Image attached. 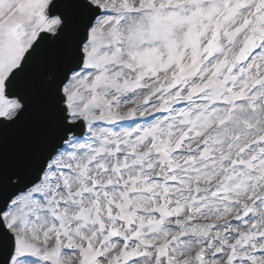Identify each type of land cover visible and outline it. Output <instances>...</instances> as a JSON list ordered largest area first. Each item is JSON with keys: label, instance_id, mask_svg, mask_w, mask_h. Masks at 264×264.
I'll use <instances>...</instances> for the list:
<instances>
[{"label": "rangeland", "instance_id": "374dc122", "mask_svg": "<svg viewBox=\"0 0 264 264\" xmlns=\"http://www.w3.org/2000/svg\"><path fill=\"white\" fill-rule=\"evenodd\" d=\"M50 1L0 0V118H11L20 108L16 101L5 98L6 79L19 66L35 36L43 31L54 32L59 23L58 20L47 23L43 19ZM90 1L117 15L102 18L92 31L85 52L86 67L93 72L76 75L65 91L73 119L82 118L90 123L87 141L73 142L69 147L71 152L54 161L42 184L21 197L7 214V224L18 236L16 264H236L240 257L234 253L233 245L244 243V239L264 237V228L253 229L252 235L244 233V239L239 235L237 239L231 238L233 235L224 232L227 238L214 244V252L218 250L222 256L216 261L215 253L207 254L209 241H177L176 237L170 238L176 231L163 223L185 215L189 209L197 210L203 219L229 217L239 211L237 207L242 199L248 195L256 197L264 186L262 157L258 167L250 164L245 170L231 171L227 185L215 195L194 201L190 191L195 182L210 184L220 171H227L225 163H210L215 153L223 151L226 145L233 144L230 156L244 145L255 152L260 150L261 156L264 154L261 147L264 121L259 107L263 93L251 95L242 87L250 81L253 71L259 72V66L264 67V53L259 63L244 72L242 79L238 78L239 72L229 73L228 62L251 24L252 7L258 6V11L264 9V0H215L211 7L204 8L195 7L200 0H192L190 7L180 8L178 14H171L166 8L184 0H129L134 4L132 10L127 0ZM138 5L148 7L149 12L133 20L131 12L140 11ZM11 13L13 18L7 21ZM26 21L32 22L33 38L18 42L16 30ZM117 21L127 23L118 29L114 25ZM222 32L229 35L228 49L219 60L206 64L210 38ZM116 48L122 50L120 55ZM201 68L202 73L196 75V69ZM170 72L174 74L170 76ZM176 76L183 80V85L194 80L192 87H198V91L185 98L189 92L179 86L175 93L151 104L162 93V87ZM233 84H237L238 90L233 91ZM197 92H203L202 100L207 103L181 111L170 121L166 117L155 120L141 131L121 126L122 121L167 111L183 97L191 101ZM242 98L248 101L232 112V101ZM220 101L226 105L208 110V105ZM216 123L223 125V132L202 153L197 152L194 145ZM151 143L158 152L155 160L144 163L132 156ZM171 147L184 149L189 155L168 158L166 152ZM160 166L171 171L175 166L173 171L177 170L184 179L181 186L168 188L162 183H147L145 177ZM105 167L119 177L120 189L96 188L97 183L110 177L104 173ZM55 169L62 170L57 172L58 179ZM215 170L219 171L213 174ZM50 189L48 198L41 200L42 192L50 193ZM32 194L40 195L34 197L33 206L39 213L30 211ZM54 202L65 205L62 210L67 217L53 210ZM36 214L40 218L37 224L33 219ZM129 224L135 227V232L127 249L118 243L116 231ZM260 242L257 249L260 254L256 258L258 264H264V240Z\"/></svg>", "mask_w": 264, "mask_h": 264}, {"label": "water", "instance_id": "95a60500", "mask_svg": "<svg viewBox=\"0 0 264 264\" xmlns=\"http://www.w3.org/2000/svg\"><path fill=\"white\" fill-rule=\"evenodd\" d=\"M45 14L60 16L63 28L53 39L41 35L6 83V97L18 99L23 109L11 122L0 120V216L15 196L40 180L75 130L67 123L61 89L82 65L81 49L98 10L87 0H55ZM13 252V238L0 221V264H9Z\"/></svg>", "mask_w": 264, "mask_h": 264}, {"label": "bare ground", "instance_id": "6f19581e", "mask_svg": "<svg viewBox=\"0 0 264 264\" xmlns=\"http://www.w3.org/2000/svg\"><path fill=\"white\" fill-rule=\"evenodd\" d=\"M135 18H133V20H134ZM136 20V19H135Z\"/></svg>", "mask_w": 264, "mask_h": 264}]
</instances>
